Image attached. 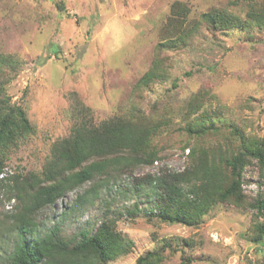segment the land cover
Masks as SVG:
<instances>
[{
    "label": "rangeland",
    "instance_id": "1",
    "mask_svg": "<svg viewBox=\"0 0 264 264\" xmlns=\"http://www.w3.org/2000/svg\"><path fill=\"white\" fill-rule=\"evenodd\" d=\"M175 3L187 7L189 20L211 8L245 20L263 2L0 0V61L10 77L1 79L0 115L20 106L32 126L4 150L0 264L17 239L8 226L18 199L13 190L5 192L8 184H23L34 173L42 178L54 144L70 135L77 119L87 118L94 125L130 119L150 129L148 153L156 158L109 167L94 196L87 191L94 180L67 191L36 212L38 232L56 225L59 236L70 239L109 222L132 244L104 264H135L140 256L146 257L140 264H264V233L253 240L264 225V211L252 206L264 201V164L256 158L242 170L240 205L216 203L193 224L158 217L153 178L189 169L202 151H235L231 127L248 140L264 137V29L201 27L186 46L161 49ZM155 62L159 76L138 85ZM197 120L213 121L214 130L188 133L187 125ZM79 195L90 200L74 204ZM149 252L160 259L152 261Z\"/></svg>",
    "mask_w": 264,
    "mask_h": 264
},
{
    "label": "trees",
    "instance_id": "2",
    "mask_svg": "<svg viewBox=\"0 0 264 264\" xmlns=\"http://www.w3.org/2000/svg\"><path fill=\"white\" fill-rule=\"evenodd\" d=\"M261 1V5L246 12L245 20L218 8L202 12L198 20H189L187 7L182 3H175L167 20L166 31L169 35L158 47L163 49L186 46L199 33L201 27L205 31L231 28L247 30L251 25L264 29V0ZM4 64L5 62L0 61V88L1 79L10 78L3 71ZM12 64L13 60L7 62L8 66ZM159 68L155 62L140 77L138 85L147 86L159 76ZM1 104L2 99L0 108ZM77 121L74 122L70 135L54 144L52 158L45 167L42 178L34 173L30 178H25L23 184L15 183L14 187L8 184L9 188L5 192L10 193L13 190L18 199L10 214L8 226L16 233L17 239L11 250L4 254L1 264H104L130 248L132 241L106 221H102L95 229H82L76 237L70 239L60 237L56 225L44 232H38L36 212L62 198L67 191L94 180V185L87 190L94 196L99 185L107 178L109 167L122 166L126 162L148 163L156 158L155 153H148L152 131L130 119L112 118L99 125H94L89 118ZM195 122L196 125H187L188 133L202 134L215 128L213 121ZM231 129L230 132L238 141L235 151L226 155L224 152L221 154L202 151V155L189 169L152 179L155 184L152 185L154 193L160 198L157 213L159 218L172 223L193 224L216 203L232 199L235 204H241L242 170L250 158H256L259 165L264 164V137L248 140L238 129ZM30 130L32 126L20 106H11L0 115L1 185L6 178L2 175L5 147L13 145L24 132ZM96 176L104 178L98 181ZM89 200V197L79 195L74 204ZM252 206L257 208L258 214L264 211V201L261 199ZM263 233L262 224L253 240L260 241ZM145 256H151L154 262L160 259L154 252ZM145 258L138 257L135 264L145 262Z\"/></svg>",
    "mask_w": 264,
    "mask_h": 264
},
{
    "label": "built area",
    "instance_id": "3",
    "mask_svg": "<svg viewBox=\"0 0 264 264\" xmlns=\"http://www.w3.org/2000/svg\"><path fill=\"white\" fill-rule=\"evenodd\" d=\"M4 173H2V175H3Z\"/></svg>",
    "mask_w": 264,
    "mask_h": 264
}]
</instances>
